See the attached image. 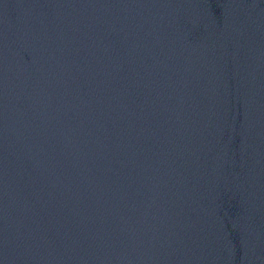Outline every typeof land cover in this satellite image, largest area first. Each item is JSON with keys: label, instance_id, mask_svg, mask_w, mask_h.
Returning a JSON list of instances; mask_svg holds the SVG:
<instances>
[{"label": "water", "instance_id": "obj_1", "mask_svg": "<svg viewBox=\"0 0 264 264\" xmlns=\"http://www.w3.org/2000/svg\"><path fill=\"white\" fill-rule=\"evenodd\" d=\"M0 264H264V0H0Z\"/></svg>", "mask_w": 264, "mask_h": 264}]
</instances>
